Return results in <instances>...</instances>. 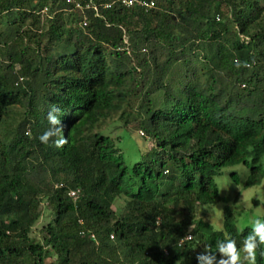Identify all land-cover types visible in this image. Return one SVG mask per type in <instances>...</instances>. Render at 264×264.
I'll return each instance as SVG.
<instances>
[{"label": "trees", "instance_id": "obj_1", "mask_svg": "<svg viewBox=\"0 0 264 264\" xmlns=\"http://www.w3.org/2000/svg\"><path fill=\"white\" fill-rule=\"evenodd\" d=\"M147 1L0 0V264H220L253 232L205 207L231 202L227 168L248 170L234 203L264 179V0ZM119 114L153 142L132 168L103 134Z\"/></svg>", "mask_w": 264, "mask_h": 264}, {"label": "rangeland", "instance_id": "obj_2", "mask_svg": "<svg viewBox=\"0 0 264 264\" xmlns=\"http://www.w3.org/2000/svg\"><path fill=\"white\" fill-rule=\"evenodd\" d=\"M128 121L125 124L124 119L120 118V114L117 115L103 126V134L108 135L117 143V147L124 155L127 166L132 168L135 164L142 161L143 153L153 148V142L150 138L140 134V131L136 128L138 121L135 118L131 117ZM233 173H238L240 178L243 179L248 175V170L243 168V166L230 167L223 170L222 174L215 179L221 194L229 198L231 202H222L205 207V218L219 230L223 228L225 212L229 206L233 208L237 226L240 230L246 226L252 227V222L256 218L264 219V179L260 185L243 190L238 201L234 203L233 198L240 191V186L236 185L232 180L231 175ZM125 203V198H118L114 209H123ZM39 210L43 214L36 225V232L53 218L50 212L45 210L44 205H41ZM35 235L38 234L36 233ZM226 259L227 256L223 258V260ZM223 260L220 264H223Z\"/></svg>", "mask_w": 264, "mask_h": 264}, {"label": "clouds", "instance_id": "obj_3", "mask_svg": "<svg viewBox=\"0 0 264 264\" xmlns=\"http://www.w3.org/2000/svg\"><path fill=\"white\" fill-rule=\"evenodd\" d=\"M58 111L59 109L53 106L49 112V121L51 125L59 127H53L46 131L40 137L42 142H47L52 136L57 135L62 130V123L57 115H55ZM252 229L253 232L244 238L242 250L237 249L236 243L232 239L226 240V246L224 247L220 246L219 242L217 243V250L221 254L222 259L224 256H227V259L223 260V264H245V262L246 264H257V249L264 245V219L256 218L252 222ZM241 251L244 253L243 258L241 257ZM206 254L211 255V252L205 249V253L197 256L199 264H205ZM260 255L264 256V251H261Z\"/></svg>", "mask_w": 264, "mask_h": 264}, {"label": "built area", "instance_id": "obj_4", "mask_svg": "<svg viewBox=\"0 0 264 264\" xmlns=\"http://www.w3.org/2000/svg\"><path fill=\"white\" fill-rule=\"evenodd\" d=\"M121 5L124 7H139L144 9L145 11H150L155 8V2L154 1H147V0H119ZM67 3L70 5H73L75 9L79 10H87V9H93L97 15L100 13V6L95 3V0H67ZM104 9H110L112 7V4L106 3L102 5ZM47 9H45L46 11ZM88 23V19L85 16L83 20V25L86 26ZM127 42V41H125ZM79 191L74 190L71 191L70 196L77 200L79 198ZM113 238V237H111ZM191 239V235L188 234L186 237L180 240V244H184L185 241H189ZM165 254L167 252L165 251Z\"/></svg>", "mask_w": 264, "mask_h": 264}]
</instances>
